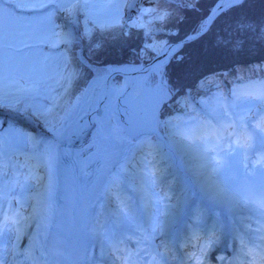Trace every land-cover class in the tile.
<instances>
[{
	"label": "snow or ice",
	"instance_id": "1",
	"mask_svg": "<svg viewBox=\"0 0 264 264\" xmlns=\"http://www.w3.org/2000/svg\"><path fill=\"white\" fill-rule=\"evenodd\" d=\"M249 3L0 0V109L25 111L52 132L45 139L11 124L5 132L0 120V264H209L221 244L233 254L216 257L220 264H264V85L197 101L181 84L188 58L201 55L205 41L229 52L264 44V11L249 16L242 11ZM186 13L197 18L181 35ZM58 14L67 23L83 21L82 34L63 30ZM133 34L141 40L126 49L132 60L98 70L84 96L65 105L60 93L77 75L66 50L88 39L97 55L110 38L127 44ZM76 61L88 66L83 55ZM113 72L137 75L113 84ZM173 106L182 108L181 116L168 111ZM159 127L187 158L197 195L227 199L248 213L225 229L218 222L201 228L202 210L192 200L196 223L178 257L181 245L169 228L179 208L157 196L160 175L145 153L146 139ZM85 137L91 139L78 150L70 147ZM61 155L76 166L88 193L73 209L70 235L55 223L50 204L52 168ZM225 173L243 182L221 188Z\"/></svg>",
	"mask_w": 264,
	"mask_h": 264
},
{
	"label": "trees",
	"instance_id": "2",
	"mask_svg": "<svg viewBox=\"0 0 264 264\" xmlns=\"http://www.w3.org/2000/svg\"><path fill=\"white\" fill-rule=\"evenodd\" d=\"M160 7H169V5H160ZM242 11L249 16L259 17L260 13L264 11V0H250L249 5ZM185 15L187 21L180 26L182 29L181 35L189 29L197 18L194 13H186ZM68 26V30L74 34L77 29L74 26ZM80 28L83 29V21ZM97 39L100 38L97 37ZM140 40L141 37L133 34L132 38L125 44L123 38L115 36L109 39L108 46L104 51L97 55H93L89 51V44L92 41L82 40L83 56L87 58V67L77 64L75 47L80 46L78 43L73 44L70 49L66 50L65 54L69 58L71 68L77 72V75L65 87V91L60 93L63 103L70 105L75 96H80L84 88L93 82L98 70L102 72L105 66L110 64L116 67L127 65L132 57L126 49L137 47ZM198 49L201 55L188 58L184 79L181 81V84L193 97L208 100L218 93L228 95L234 86L249 80H261L264 85V44L250 43L239 52H229L214 50L205 41L202 47L198 46ZM192 51L193 49H188L189 53ZM206 76L210 80L204 85H200V79ZM51 87L59 91L58 85H52ZM168 111L174 116L179 112V116L182 115L180 106H173Z\"/></svg>",
	"mask_w": 264,
	"mask_h": 264
},
{
	"label": "bare ground",
	"instance_id": "3",
	"mask_svg": "<svg viewBox=\"0 0 264 264\" xmlns=\"http://www.w3.org/2000/svg\"><path fill=\"white\" fill-rule=\"evenodd\" d=\"M136 75H137V73H133V72L123 73L122 76L124 77V80L120 84H123L125 82V80L129 79L130 77H134ZM250 84H253V82L251 81ZM91 86H92V84H90L84 90L83 94L80 95L79 97L84 96V94L88 91V89ZM100 112L103 113V106L102 105L100 106ZM0 114L5 119H10V118L15 119L14 117H12L11 112H9V109H7V108L0 109ZM93 115H95V113H93ZM16 120H19V119L16 118ZM25 120L28 122L34 123L35 125H37V127H39L38 128L39 135L42 138L51 139L52 132L50 129H47V126L44 125V122L40 121V123H38L39 121H36L37 119H34L29 115L26 116ZM38 124H43V125L39 126ZM48 130H50V132H47ZM90 139H91V137H85L81 140H78V141H81L78 145V149L82 143H84L86 140L90 141ZM162 144L168 149V151H171L173 153V156H174L173 161L175 162V165L173 166L174 169L173 168L172 169L174 171L177 170V172H178V173H176V177H174L173 173L169 175V173H171V169H170V171H165V173L167 175L165 176V178L162 179V181H161L162 184L163 183L169 184V187L173 184L174 185L171 186L172 187V193L159 196V198L161 200H163L164 196H168L170 198V200L165 201V203H170L173 206H174V204H173L174 200L178 196H181V199L179 200L180 203L178 205L179 211H177L175 213L174 218H173V220L170 224V228H169V231H170L172 238L181 245V249L176 252V255L178 257L180 254V251L183 250V244L185 242V234H184L185 230L184 229H188L189 220H187V217H188V213L191 211L192 200H195L196 202L201 203L200 205H202L203 203L209 204V206L211 208H213L212 211H209L208 209L207 210L202 209L203 207L201 208V210H202L201 215L202 216L204 215V216L209 217V215H210L212 217L211 220H208V221H206L205 218H202V223L200 225L201 228L204 226V223L208 224V222L209 223L210 222L211 223L218 222L221 229H225V228L232 226L236 217L247 216L248 213L246 210L239 209V208L235 207L227 199L208 200L207 198L204 197L203 194L197 195L196 193L198 192V189L193 188L194 181L190 175V169H189L188 164L186 163L185 158L181 154H177L176 150L174 149L175 147H173L172 144L168 143L165 139L161 140L160 145L163 146ZM166 152H167V150H166ZM149 157H151V155H149ZM163 160H164V158H163ZM153 164L156 167L157 161ZM163 166H165V165L159 166V169H161ZM55 172H56V163L53 164V168H52L53 189H52L51 198H50V204L52 207L54 205V203L52 201V194L54 192V187H55V185H54L55 184V182H54ZM231 174L229 175V177L232 176ZM173 177H174V180H173ZM232 178H234V177H232ZM232 178L227 179V181L229 180L228 184L226 181H222L219 184V186L221 188H226L227 185L232 184L233 181H235V179H232ZM87 198H88V194H87L86 199L83 200L82 202L86 203ZM185 201H186V203H185ZM161 211H163V208L161 209ZM208 211H209V214L207 213ZM194 219L195 218H193V222H196V219L195 220ZM34 230H35L34 228L31 229V231H34ZM25 243H26V241L21 242L22 245ZM228 254H232L231 247H229L228 249H224L222 244L217 246V248L213 249L209 254L210 257H212V259H210V261H209V264H220V262L216 259V257L219 255L220 256L223 255V256L227 257Z\"/></svg>",
	"mask_w": 264,
	"mask_h": 264
},
{
	"label": "rangeland",
	"instance_id": "4",
	"mask_svg": "<svg viewBox=\"0 0 264 264\" xmlns=\"http://www.w3.org/2000/svg\"><path fill=\"white\" fill-rule=\"evenodd\" d=\"M141 7H146V5H141ZM126 15H127V12H126ZM133 18L135 19L136 17H135V15H133ZM82 22V21H81ZM56 23L58 24V25H60L61 26V28L63 29V30H65V31H69L68 30V25H71V26H74L77 30H76V32H74V36H76L77 38L82 34V29L80 28V25H81V23L79 24V25H77V24H75V23H67L66 22V20L63 18V14H58L57 15V17H56ZM78 44H79V46L80 47H75L76 49V54H77V57L78 56H81V55H83V46H82V41H80V40H78ZM137 64H139V62H137ZM146 64V63H145ZM111 65V64H110ZM108 66V65H107ZM113 67H116V66H113ZM122 78V79H121ZM123 80H124V77L122 76V75H115L114 77H112V80H111V83H113V84H115V83H122L123 82ZM253 82V84H250V81L248 82H245V83H239L238 85H236V86H234L231 90H240V91H248V90H252L253 89V87H258V86H260V85H263L262 83H263V81H261V80H259V81H257V82H255V81H252ZM93 83V82H92ZM90 85V84H89ZM89 85H87L85 88H84V90L89 86ZM84 90L82 91V94H83V92H84ZM229 93H230V91H229ZM81 94V95H82ZM77 97H79V95H77V96H75L73 99H72V102L71 103H74L75 102V99L77 98ZM196 100L197 101H199V100H201V98H199V97H196ZM8 109V108H7ZM9 112H11V115H12V117H14L15 119H13V118H10V119H5L4 117H2V115L0 114V120H3L4 121V125H3V127H4V129H5V132L7 131V129H8V126L11 124L13 127H19V128H22L23 130H25V131H27L30 135H32V136H35V137H41L40 135H39V131H38V128L39 127H37V125H35L34 123H31V122H28V121H26L25 120V118H26V116L27 115H29L27 112H25V111H21V112H19V113H17L16 112V110L15 109H9ZM179 114H180V112H179ZM176 116H179V115H176ZM16 118L17 119H19V120H16ZM36 121H38V120H36ZM41 121V120H40ZM40 121L38 122V123H40ZM23 124L24 125H28V126H30V128L28 129V130H26L24 127H23ZM39 126H42L43 124H38ZM45 125V124H44ZM47 126V125H46ZM47 129H50L51 130V128L49 127V126H47ZM158 129V128H157ZM159 129H160V131L162 132V135L164 136V138H165V140L168 142V143H170L169 142V135H168V132H167V130H165L164 128H162V127H159ZM50 130H48L47 132H50ZM157 130H155V132H156ZM173 147H175L174 145H172ZM175 149V148H174ZM176 150V149H175ZM177 152V151H176ZM177 154H181V153H179V152H177ZM182 155V154H181ZM183 156V155H182ZM184 157V156H183ZM185 158V160H186V163L188 164V161H187V158L186 157H184ZM19 159L20 160H23V157H19ZM189 166V165H188ZM151 171H153V172H158L159 173V175H160V179L157 181V183H156V185H155V187H154V191L156 192V194H157V196L159 197V196H162V195H165V194H170V193H172V187L171 186H173V185H171L170 187H169V184H165V183H163L162 184V179L167 175L165 172H164V168H162V169H157V167H156V169H150ZM168 171V170H167ZM41 174H43V173H41ZM231 173H225V176H224V178H223V181H226L227 182V184H228V181H227V179L228 178H232V177H234V178H232V179H235V181H240V182H243V178H241V177H237L236 175H235V173H232L231 175L232 176H230L229 177V175H230ZM224 183V182H223ZM225 184V183H224ZM226 185V184H225ZM128 196V195H127ZM181 199V196H178L175 200H174V202H173V204H174V206H177L178 207V205H179V203H180V200ZM31 230V229H30ZM220 256V255H219ZM218 257V256H217Z\"/></svg>",
	"mask_w": 264,
	"mask_h": 264
},
{
	"label": "water",
	"instance_id": "5",
	"mask_svg": "<svg viewBox=\"0 0 264 264\" xmlns=\"http://www.w3.org/2000/svg\"><path fill=\"white\" fill-rule=\"evenodd\" d=\"M108 66L109 67H113L112 65H108ZM144 66H147V64H145ZM133 73H135V72H133ZM115 75H123V73H119V74L115 73V72L111 73V77H110L109 83H111L112 77H114ZM98 111L100 112V107H99Z\"/></svg>",
	"mask_w": 264,
	"mask_h": 264
}]
</instances>
